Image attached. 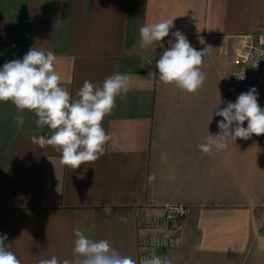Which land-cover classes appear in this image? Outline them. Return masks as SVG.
<instances>
[{
  "label": "crops",
  "instance_id": "0c3cea01",
  "mask_svg": "<svg viewBox=\"0 0 264 264\" xmlns=\"http://www.w3.org/2000/svg\"><path fill=\"white\" fill-rule=\"evenodd\" d=\"M165 19H173L169 36L142 49L140 27ZM177 30L197 50L205 46L198 36L212 47L195 93L156 76ZM262 33L264 0H0V67L31 47L50 50L73 98L85 80L130 77L126 98L103 121L113 137L105 155L74 171L52 146L32 142L51 134L33 113L18 127L14 105L0 102V235L21 264L74 259L77 228L139 264L138 223L166 203L191 206L171 264H264V146L251 137L212 154L198 148L219 131L214 112L233 47ZM107 203L113 215L103 212Z\"/></svg>",
  "mask_w": 264,
  "mask_h": 264
},
{
  "label": "clouds",
  "instance_id": "9594fccd",
  "mask_svg": "<svg viewBox=\"0 0 264 264\" xmlns=\"http://www.w3.org/2000/svg\"><path fill=\"white\" fill-rule=\"evenodd\" d=\"M172 27L173 19L143 25L139 29V46L146 49L153 43L160 44L169 36ZM171 35L175 42L169 40V46L155 63L158 75L155 74L163 84H174L182 91L195 93L206 80L202 65L212 47L206 45L203 36L197 39L205 46L197 50L180 30ZM56 59L52 51L34 46L22 59L5 62L0 67V102L14 105L17 112L14 122L18 127L25 123V111L33 113L36 126L49 128L51 134L34 135L32 142L42 148L52 146L60 153L61 164L74 171L105 155L106 146L113 137L103 127V121L116 108L117 97L126 98L130 77L117 72L100 84L85 80L73 98L62 85L61 75L56 71ZM238 78L242 80L244 75ZM258 95L257 89L252 87L240 93L235 102H226L224 108L219 109L218 104L214 115L223 118L217 123L219 131L215 135L209 134L198 148L212 154L226 150L229 139L248 140L253 134H264V109L258 103ZM245 122L247 127H244ZM103 212L113 215L112 205L105 204ZM74 237V259L61 261L53 255L39 259L37 264H137L131 256L112 248L107 239H91L79 228L74 230ZM7 239V235H0V264H21L10 250V244L5 243ZM139 264H171V261L153 253L142 257Z\"/></svg>",
  "mask_w": 264,
  "mask_h": 264
},
{
  "label": "built area",
  "instance_id": "2783aa9c",
  "mask_svg": "<svg viewBox=\"0 0 264 264\" xmlns=\"http://www.w3.org/2000/svg\"><path fill=\"white\" fill-rule=\"evenodd\" d=\"M233 61L231 80L219 109L226 102H235L238 95L255 87L258 91V103L264 109V33L243 37L230 53ZM244 79H239L242 77ZM217 116V123L222 120ZM247 127V122L244 123ZM252 137L264 146V134ZM161 214L154 218L141 219L138 223V262L142 257L156 254L169 259L172 250L183 246V222L191 212V206L185 203H166L161 205Z\"/></svg>",
  "mask_w": 264,
  "mask_h": 264
}]
</instances>
